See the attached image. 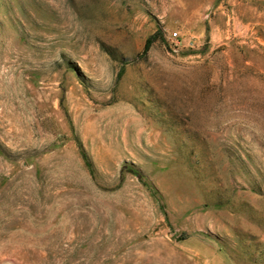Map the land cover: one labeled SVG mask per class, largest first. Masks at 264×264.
Returning a JSON list of instances; mask_svg holds the SVG:
<instances>
[{
  "label": "rangeland",
  "instance_id": "obj_1",
  "mask_svg": "<svg viewBox=\"0 0 264 264\" xmlns=\"http://www.w3.org/2000/svg\"><path fill=\"white\" fill-rule=\"evenodd\" d=\"M0 264H264V0H0Z\"/></svg>",
  "mask_w": 264,
  "mask_h": 264
},
{
  "label": "built area",
  "instance_id": "obj_2",
  "mask_svg": "<svg viewBox=\"0 0 264 264\" xmlns=\"http://www.w3.org/2000/svg\"><path fill=\"white\" fill-rule=\"evenodd\" d=\"M175 37H176V34L172 35V38H174V39H175Z\"/></svg>",
  "mask_w": 264,
  "mask_h": 264
}]
</instances>
